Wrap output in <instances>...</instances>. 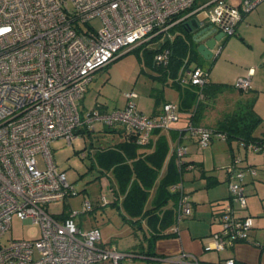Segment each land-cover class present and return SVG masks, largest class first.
<instances>
[{"label": "built area", "instance_id": "built-area-1", "mask_svg": "<svg viewBox=\"0 0 264 264\" xmlns=\"http://www.w3.org/2000/svg\"><path fill=\"white\" fill-rule=\"evenodd\" d=\"M261 1L243 0L236 7L226 0H214L211 6H197L194 0H0V264H121L138 255L103 243L97 227L76 225L75 216L92 210L90 200L67 214L49 211L50 204L75 194L65 172L54 163L50 144L60 138L70 144L80 129L95 130L96 123L120 127L135 135L139 145L147 144L154 130H168L179 119L178 103L166 101L158 114L149 116L136 108L134 91L125 93L121 108L107 110L96 103L80 110L95 71L124 47L151 43L156 36L170 39L172 27L184 14L205 19L225 36L232 35L243 12ZM96 18L99 26L91 23ZM220 50L217 48V53ZM169 56L166 46L154 54L153 61L167 66ZM252 74L249 68L237 76L234 88L249 91ZM175 81L202 88L209 81V72L200 65L187 69L184 63ZM197 98H204L202 91ZM186 131L199 149L206 148L213 138H226L224 132L191 121ZM240 144L247 150H264V144ZM174 151L181 179L170 189L178 191V224L191 213L184 173L196 166L184 159L186 145L178 143ZM239 161L233 156L225 166L229 200L218 216L219 229L210 235L205 250L219 251L248 241L255 225V216L240 212L247 207L245 172L254 176L256 169L237 168ZM104 176L110 182L108 171ZM101 201L107 203L105 195ZM14 217L37 225L38 235L3 243L1 238ZM220 264L235 261L228 258Z\"/></svg>", "mask_w": 264, "mask_h": 264}, {"label": "crops", "instance_id": "crops-1", "mask_svg": "<svg viewBox=\"0 0 264 264\" xmlns=\"http://www.w3.org/2000/svg\"><path fill=\"white\" fill-rule=\"evenodd\" d=\"M226 1L233 6L240 7L243 0ZM195 2L197 6L204 4L211 6L214 0H195ZM185 15L186 14L182 16L184 18L181 21L172 27V37L170 39L167 37H158L155 41L150 43L149 47L154 48L161 46L166 40L172 41L176 36L186 40V33H190L192 36L199 28L210 24L207 20H200L195 15L187 17ZM194 25L198 27L195 28ZM197 45L198 43H196V47ZM216 46L211 59H205L202 55L198 54L196 60L190 59V63L188 64L187 59L189 58V53H186L184 61L187 63V69L196 65L203 66L209 70L210 82H214L217 80L211 77V73L213 72V70L211 71L212 67L226 64L227 67L231 68L226 78L230 79L231 85H233V80L237 76L244 75L249 68H252V87L247 92H241L239 98L232 100V106L236 108L242 105L245 100L253 99V109L257 115L262 118V121L257 125L253 134L256 137L264 138V126H262L264 125V115L259 114L255 109L257 108L256 105L259 99L264 97L262 96L264 95V1L259 2L250 11L243 12L242 18L235 28V32L232 35L224 36ZM217 48H221V52L217 53ZM219 55L222 56L218 59ZM196 61L199 63H196ZM201 61H206L207 64H200ZM179 73H181V69H179L178 75ZM89 85L90 84H88V86ZM88 86L81 100L84 107H87V105H85V97L89 93H87ZM176 91L177 92L164 100L163 103L166 101H173L178 103L180 108L181 95L179 90ZM162 104L156 106V103V107L151 110V113H145L143 108H138L137 105L136 108L142 113L152 116L161 111ZM233 108L231 111L234 110ZM193 109V106L187 109L180 108V116L177 122L168 130L160 131L168 138L170 146L169 154L175 150L178 143L186 145L187 154L184 159L193 162L196 166L193 170L184 173V189L189 194L191 213L178 221V232L167 236H160L153 240V242L149 240L150 233L149 230L146 229L144 222L142 228H134L142 233L140 248L138 250H133V252L136 251L140 253L134 257L140 258L144 260V262L133 260L134 257H132L130 260H123L121 264H195V260H197L199 264H220L228 258H233L235 264H264V163L258 165L257 168L252 163L248 162H243L244 165L239 166V163L236 165L237 168L254 166L256 169V175L254 176L245 172L243 180L244 188L248 187L250 189L247 191L246 195L247 207L240 213L255 216V225L249 233L248 241L237 242L233 246L219 251L204 249V245L208 242L210 235L219 229L218 216L220 215L224 203L229 200V189L226 172L224 176H221L218 171L213 170L214 167H212L211 170H206L204 155L193 153L187 145L190 142L193 144L196 143L195 138L190 136L186 131V125L190 121L191 111ZM226 112L218 114L214 112L213 108L206 106L203 110L204 115L200 125L212 127V125L226 114ZM113 129L120 130L121 128L113 127ZM112 135L115 139L111 145L120 140L118 132H112ZM154 138L155 134L152 133L150 140L154 141ZM220 139H224L228 142L227 151L225 150L226 152L222 153L225 155L226 160L224 164L232 162L233 156L238 157L240 149L248 151L237 139ZM213 140L214 138L211 142H213ZM147 144L142 146L147 148ZM209 145L207 147H209ZM145 148L144 150H150L149 148ZM255 152L264 155V150ZM216 155L215 152L211 153V159L214 160ZM244 156L246 158H244V160H248V154H244ZM241 160L244 161L243 158L240 159V161ZM108 172L110 173V182L108 181L107 185L111 186L109 187L113 192L115 185L113 186L114 182L111 172ZM113 194L115 197L113 201L116 200L119 203L122 199V195H116L115 192ZM253 194L255 195L253 196ZM174 227H176V223L170 226L169 230H174ZM256 242L259 245H257Z\"/></svg>", "mask_w": 264, "mask_h": 264}, {"label": "rangeland", "instance_id": "rangeland-1", "mask_svg": "<svg viewBox=\"0 0 264 264\" xmlns=\"http://www.w3.org/2000/svg\"><path fill=\"white\" fill-rule=\"evenodd\" d=\"M91 23L94 26H99L100 20L96 18ZM83 27L86 28L87 25L83 24ZM149 45L150 42L124 47L106 66L96 70L93 80L88 86L87 93H89L85 97L87 107H84L81 102L80 110H87L96 103H101L109 110L121 108L126 102L125 93L134 91L137 93V98L134 101L138 108L142 107L145 113H151L154 107L161 105L164 100L177 92L176 87L168 79L164 80L157 77L161 75V69L149 64L147 52L148 48H151ZM221 56L219 55L218 59ZM196 63L199 62L196 61ZM200 64L206 65L207 62L201 61ZM213 67L211 77L217 80L214 82L228 84L223 92L208 102V106L218 114L226 111L228 113L233 108L232 100L239 98L241 92L231 85L230 79L226 78L231 68L227 67L226 64ZM256 106V111L264 115V97L259 99ZM233 109H237V107ZM176 122L174 121L171 126ZM104 127L103 124L96 123L95 130L86 131L82 129L78 131L77 136L70 144L61 138L51 142L50 147L54 163L60 171L65 172L75 194L70 195L64 202L50 204L48 208L51 213L67 214L71 208L80 210L82 202L90 200L93 205L92 210L75 216L76 225L83 229L97 227L101 232V241L113 243L120 250H138L141 245L142 233L127 223L122 218L121 210L112 204L115 197L107 185L108 179L104 176L106 171H102L94 159V154L98 148L111 145L115 139L112 131H106ZM187 145L193 153L204 155L206 170H211L214 167L213 170L224 176L225 166L229 164H224L226 160L225 155L222 154L227 151V141L216 137L209 147L204 149H199L197 143L190 142ZM213 152L217 154L214 160L211 159ZM244 154H248V160H244ZM238 155L240 159L243 158L244 160L239 161V166L244 165L243 162H248L257 168L258 165L264 163V155L255 151L240 149ZM249 189L245 187L246 195ZM102 195L106 196L107 203L105 204L101 201ZM38 233L39 227L37 225L14 217L11 228L2 236L1 241L5 243L11 238H35ZM133 260L144 262V260L136 257Z\"/></svg>", "mask_w": 264, "mask_h": 264}, {"label": "trees", "instance_id": "trees-1", "mask_svg": "<svg viewBox=\"0 0 264 264\" xmlns=\"http://www.w3.org/2000/svg\"><path fill=\"white\" fill-rule=\"evenodd\" d=\"M194 4H196L195 0ZM158 37L151 41H155ZM185 37L186 40L176 36L172 41L166 40L161 46L148 48V62L153 67L161 69V75L157 76L158 78L168 79L180 91L181 109L194 107L190 121L200 125L204 115L203 110L209 105L208 102L223 92L227 83L210 82L209 78L204 87L198 88L195 85L182 86L175 81L179 69L186 63L184 61L186 53H189L188 64L190 59L196 60L199 54L190 33H186ZM166 46L170 49L167 66L155 64L154 54ZM200 91L204 94V98L197 100ZM253 102V99L245 100L237 109L224 114L210 128L217 132H224L228 140L237 139L246 144H264V138L253 134L262 121L253 109ZM83 129L90 131V129ZM104 130L116 131L120 136L118 142L98 148L94 154L97 166L102 171L111 172L113 186L115 185L113 193L122 195L119 203L114 200L112 204L121 210L122 218L134 228H142L144 222L146 229L149 230L151 242L160 236L175 233L176 231H170L169 227L177 224L178 191L171 190L170 187L181 179V172L175 162V151L169 154L168 138L160 132L161 130L156 129L152 132L155 134L154 141L150 140L145 148L136 142L135 135L126 134L121 129L115 130L108 126H105ZM144 148L150 150H144ZM135 253L140 252L135 251Z\"/></svg>", "mask_w": 264, "mask_h": 264}, {"label": "water", "instance_id": "water-1", "mask_svg": "<svg viewBox=\"0 0 264 264\" xmlns=\"http://www.w3.org/2000/svg\"><path fill=\"white\" fill-rule=\"evenodd\" d=\"M197 28V25H194ZM222 31H217V28L212 24H208L199 28L192 35L193 40L198 43L197 51L205 59H211L214 53V47L224 37Z\"/></svg>", "mask_w": 264, "mask_h": 264}]
</instances>
